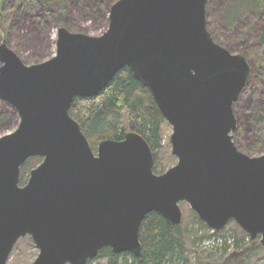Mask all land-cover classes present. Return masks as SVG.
Segmentation results:
<instances>
[{"label": "water", "instance_id": "1", "mask_svg": "<svg viewBox=\"0 0 264 264\" xmlns=\"http://www.w3.org/2000/svg\"><path fill=\"white\" fill-rule=\"evenodd\" d=\"M207 0H117L98 36L58 28L54 55L26 65L0 44V101L18 115L0 137V264L30 236L31 264H87L100 249L141 257L139 229L158 213L179 225L181 202L205 226L233 221L264 247V153L237 149L233 106L251 75L246 57L218 44ZM128 68L171 127L176 164L153 172L154 155L135 132L94 153L69 115ZM40 163L19 184L20 168Z\"/></svg>", "mask_w": 264, "mask_h": 264}, {"label": "trees", "instance_id": "2", "mask_svg": "<svg viewBox=\"0 0 264 264\" xmlns=\"http://www.w3.org/2000/svg\"><path fill=\"white\" fill-rule=\"evenodd\" d=\"M108 1L110 4L107 3ZM116 1L77 0L76 5L79 7L80 16L86 17L91 16L95 8L105 10ZM237 1L242 3L241 10L251 8L262 14L259 31L251 40L248 50L242 54L250 64L251 77L239 98L245 92L250 97L255 96L257 99L259 96L261 98L260 105L255 106L256 110L250 116L251 132L256 140L243 146L244 152L250 155L254 154L257 147L264 143V0ZM70 2L71 0H5L3 10H11L14 17L11 27H8L5 34L10 35L17 26L26 28L30 24L32 28L29 26V30L33 33V30L40 29L51 20L58 28L84 33L71 18L66 16L71 6ZM108 12L109 9L107 16ZM207 27L213 36L212 27L208 25ZM218 31L227 33L225 30L219 29ZM30 32L28 31L27 36L32 35ZM223 40L225 44L231 43L229 37L223 36ZM225 48L229 50L228 46ZM69 115L79 124L93 151L99 142L103 140L120 141L127 132H135L142 136L152 152L161 148L162 125L165 121L149 91L132 77L126 67L117 72L108 85L96 96L75 98L69 108ZM244 129V123L239 122L236 130L238 138L242 137ZM39 161V157H31L25 161L20 168L19 183L24 182L25 174ZM161 171L154 156L153 172L157 174ZM196 223L206 228L199 220H196ZM139 241L141 245L140 258L127 252L113 254L108 247L100 249L96 258H106L108 264H118L120 260L121 264H189L184 255L186 245L180 226L168 225L156 212L147 214L141 222Z\"/></svg>", "mask_w": 264, "mask_h": 264}, {"label": "rangeland", "instance_id": "3", "mask_svg": "<svg viewBox=\"0 0 264 264\" xmlns=\"http://www.w3.org/2000/svg\"><path fill=\"white\" fill-rule=\"evenodd\" d=\"M4 1L0 0V31L2 32L0 44L6 43L26 65L37 64L51 58L55 53L58 26L51 20L47 25L41 26L40 29L33 30V33L29 30L30 24L26 28L17 26L10 35H6L5 33L8 27H11L14 17L11 10H3ZM70 3L71 6L66 16L71 18L84 33L90 36H98L104 32L107 26V11L111 5L105 10L95 8L91 16L83 17L78 13L77 0H71ZM107 3L110 4V1ZM241 6L242 3L237 0H207L206 3L207 25L211 26L213 31H211L213 34L211 36L218 44L223 45V47L228 46L231 52L238 54H243L248 50L251 40L259 31L260 16L262 15L251 8L241 10ZM30 27L32 28V26ZM219 29L225 30L227 33H220ZM28 31L32 34L29 35L30 37L27 36ZM68 31L76 33L73 30ZM223 36L231 39L229 45L225 44ZM260 102L259 96L256 99L255 96L250 97L245 92L233 107L237 125L239 122H243L245 127L241 138H238L235 132L233 142L237 149L245 154L243 146L256 140L251 132L250 116L256 110L255 106L260 105ZM18 123L19 118L14 109L4 102H0V137L15 130ZM162 126L161 148L153 152L157 159V165L162 170L157 174H162L176 164V158L171 153L170 145L172 129L166 122ZM96 149L97 146L92 151L95 153ZM263 153L264 143L257 147L254 154L250 155L255 156ZM38 164H35L33 168ZM30 171L25 174L24 182L19 183L20 185L27 182ZM179 208L182 213L179 226L186 245L184 255L189 264H264V247L261 246L259 238L253 241L249 240L248 236L233 221H229L222 231L216 233L207 226L203 228L196 223V220L199 219L191 211L188 204L181 202ZM38 254L39 251L31 237L25 236L14 245L7 264H31L36 260ZM87 264H108V260L96 258ZM118 264H121V260Z\"/></svg>", "mask_w": 264, "mask_h": 264}, {"label": "flooded vegetation", "instance_id": "4", "mask_svg": "<svg viewBox=\"0 0 264 264\" xmlns=\"http://www.w3.org/2000/svg\"><path fill=\"white\" fill-rule=\"evenodd\" d=\"M250 77H251V75H250ZM1 102V101H0ZM2 103V102H1ZM5 103V102H4ZM5 104H7V103H5ZM8 105V104H7ZM8 106H10V105H8ZM11 107V106H10ZM15 111V110H14ZM237 127H238V125H237ZM236 130H237V128H236ZM236 132V131H235ZM235 132L232 134V136H233V138H234V134H235Z\"/></svg>", "mask_w": 264, "mask_h": 264}]
</instances>
